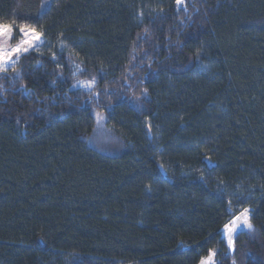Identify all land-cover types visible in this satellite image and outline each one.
<instances>
[{"label":"trees","instance_id":"16d2710c","mask_svg":"<svg viewBox=\"0 0 264 264\" xmlns=\"http://www.w3.org/2000/svg\"><path fill=\"white\" fill-rule=\"evenodd\" d=\"M41 3L0 0L44 33L0 72V264H264V0Z\"/></svg>","mask_w":264,"mask_h":264},{"label":"snow or ice","instance_id":"6c2138e0","mask_svg":"<svg viewBox=\"0 0 264 264\" xmlns=\"http://www.w3.org/2000/svg\"><path fill=\"white\" fill-rule=\"evenodd\" d=\"M47 0H45V3ZM45 3H41L40 9L45 8ZM178 5L184 3V0H176ZM15 32H19L20 39L12 47H8V41L13 37ZM44 33L38 31L35 27L29 24L17 25L13 22H0V38H3L2 44H0V72H7L10 65L14 66L22 56H25L31 51L38 49L39 43H42V36ZM55 59V56H53ZM146 92V90H145ZM100 115L99 113L97 114ZM103 119V117H101ZM151 128V125L148 126ZM210 159V158H209ZM229 203V212L232 218L223 225V232L227 240V246L232 251H236L235 237L238 234V230L243 226L244 229L254 231V226L251 220V209L243 207L238 210L236 214L232 207L231 201ZM216 256L215 250H210L206 259L201 260L200 264H215L214 257ZM233 264H236L233 260Z\"/></svg>","mask_w":264,"mask_h":264},{"label":"rangeland","instance_id":"374dc122","mask_svg":"<svg viewBox=\"0 0 264 264\" xmlns=\"http://www.w3.org/2000/svg\"><path fill=\"white\" fill-rule=\"evenodd\" d=\"M12 38H13V37H12ZM12 38L8 41V44H7L8 47H12V46H14V45L16 44V43H13ZM2 42H3V38H0V44H2ZM43 43H44V38H43V36H42V43H39L38 48H40V47L42 46ZM11 66H12V65H10L9 68H10ZM82 86L89 87V86H90V83L83 82V83H82ZM207 257H208V256H207ZM207 257H205L204 259H206ZM214 260H215V257H214Z\"/></svg>","mask_w":264,"mask_h":264}]
</instances>
